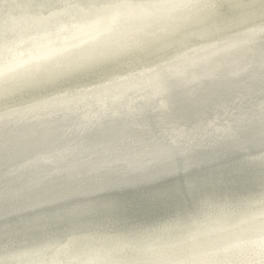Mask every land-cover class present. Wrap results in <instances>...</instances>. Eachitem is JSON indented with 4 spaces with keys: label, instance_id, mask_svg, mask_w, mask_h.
Segmentation results:
<instances>
[{
    "label": "snow or ice",
    "instance_id": "1",
    "mask_svg": "<svg viewBox=\"0 0 264 264\" xmlns=\"http://www.w3.org/2000/svg\"><path fill=\"white\" fill-rule=\"evenodd\" d=\"M126 31L176 39L134 89L41 98ZM28 99L0 264H264V0H0V102Z\"/></svg>",
    "mask_w": 264,
    "mask_h": 264
},
{
    "label": "bare ground",
    "instance_id": "2",
    "mask_svg": "<svg viewBox=\"0 0 264 264\" xmlns=\"http://www.w3.org/2000/svg\"><path fill=\"white\" fill-rule=\"evenodd\" d=\"M192 3L195 0H191ZM195 7L179 9L177 14L195 15ZM168 19L167 10L160 13L154 21H149V27L145 32L154 30V25L159 24L163 27ZM160 39L153 38L144 33H135L132 31L122 32L117 36L119 44L124 51L115 55L111 60L106 61L94 68L76 71L70 74L65 80L58 83L54 88L41 97L42 99L57 98L76 100L84 91L92 92L109 90L113 92H124L134 89L138 84L141 74L148 73L155 67L159 59V53L162 50L172 51L168 48L176 37L164 36L160 33ZM137 83V84H136ZM36 100H4L0 102V117H5L0 121V141L5 144H11L15 141L17 130V118L9 121L6 117L14 109L21 108L28 103H35Z\"/></svg>",
    "mask_w": 264,
    "mask_h": 264
},
{
    "label": "water",
    "instance_id": "3",
    "mask_svg": "<svg viewBox=\"0 0 264 264\" xmlns=\"http://www.w3.org/2000/svg\"><path fill=\"white\" fill-rule=\"evenodd\" d=\"M137 84V83H136Z\"/></svg>",
    "mask_w": 264,
    "mask_h": 264
}]
</instances>
